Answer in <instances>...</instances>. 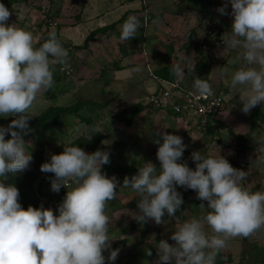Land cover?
<instances>
[{
    "label": "rangeland",
    "instance_id": "obj_1",
    "mask_svg": "<svg viewBox=\"0 0 264 264\" xmlns=\"http://www.w3.org/2000/svg\"><path fill=\"white\" fill-rule=\"evenodd\" d=\"M99 1L102 4H98ZM125 1L128 0H0V3H4L12 13L7 23L32 32L37 47L41 34L47 35L54 29L68 51L70 73L66 75L60 70V65H53L54 84L43 94L42 102L35 106L36 116L49 107L79 106L76 113L65 115L61 124L48 130H42L35 124L29 125L30 131L23 138L25 150L32 156L26 171L32 172L33 190L36 183L42 180L40 190L53 191L50 174L41 172L40 166L50 159L51 154L61 153L64 145L75 140H80V143L88 140L90 147L94 145L83 149L85 152L92 153L97 149L107 151L110 160L101 166V170L109 177L115 176L118 181L116 196L107 203L106 208L110 221L108 235L115 238L111 248L119 249V252L117 259L111 261L107 259L109 250H106L105 264H157L159 242L166 240L169 244H175L171 236L177 226L193 217L206 215L209 210L200 204L206 206L207 201L199 200L195 191L177 186L183 204L175 216L169 218L165 214V221L161 225L151 219L141 223L134 218L139 212V196L131 188L123 186L124 178H131L144 162L151 161L159 168L156 158L158 145L154 140L158 138L157 133L163 130L183 138L187 147L182 162H186L189 167L195 168L191 159L193 151H200L203 155L220 153L233 167L248 172L243 186L252 191H264V143L260 142L264 137V109L261 110V119L251 125L250 117L255 108L248 114L243 113L240 94L226 83V80L230 81V76L223 75L224 69L235 71L239 65L233 64L230 58L236 59L242 49L227 48L224 43H217L223 41L225 32L230 31L233 19L230 14L220 15L216 11L222 6L223 0H192L188 5L185 3V9L191 8L196 17L193 26L187 30L176 24L177 17L171 16L169 19L166 15L169 9L167 1L171 0L141 3V0H133L137 7L148 2L144 13L132 14L141 21L142 26L137 36L133 37V43L125 47L137 55L130 59L132 63H125L128 69L122 73L125 77L122 82H109L108 72L124 64V59L118 62L119 53H114V42H122L121 26L126 14L122 4ZM129 6L134 8L133 11H140L134 5ZM228 12L231 13L230 3ZM155 13L161 17L156 19L147 16ZM102 14H105V24L114 28L116 25L117 31L108 27L100 32L102 35L95 33L86 41L88 48H81L85 37L95 30ZM173 25L177 27L172 28ZM142 33L147 40L146 46L143 45L144 36L142 40H136ZM200 38L209 46L205 53H201L197 46ZM183 43L188 45L182 48ZM163 44H169L170 48H164ZM161 54L167 56L162 57ZM160 65H179L182 69L180 76L173 73L171 79L180 78L188 86L193 87L196 77L208 81L213 92H219L224 97L220 111L226 113L229 120L220 118L219 111L215 115L217 123L211 125V134H203L204 127L196 128L190 118L171 115L165 109L154 110L145 105V96L156 89L155 81L151 80L149 74L154 75L153 71ZM147 80L149 83H144ZM138 103L141 108L132 116L131 111ZM13 118L0 117V126L6 127ZM127 120L129 125L125 124ZM95 129L102 132H95ZM7 138H10V133L6 134ZM37 154L41 160H36ZM119 164L127 166L128 170L123 173L112 170ZM129 168L134 171H129ZM61 189L66 194L67 189L63 186ZM40 201L51 205L43 197ZM205 231L212 234L206 224ZM146 249L151 250V256L146 254ZM216 264H264V230L250 237L231 238L218 253Z\"/></svg>",
    "mask_w": 264,
    "mask_h": 264
},
{
    "label": "clouds",
    "instance_id": "obj_2",
    "mask_svg": "<svg viewBox=\"0 0 264 264\" xmlns=\"http://www.w3.org/2000/svg\"><path fill=\"white\" fill-rule=\"evenodd\" d=\"M216 11L233 17L223 43L242 52L233 61L239 65L235 71L229 73L226 68L223 75L230 76L226 83L240 94L241 110L248 114L264 104V0H223ZM11 14L0 3V117H14L6 127L0 126V264H105L106 250L107 259L115 261L119 249L111 248L115 238L108 235L106 208L116 196L118 181L101 170L110 160L107 151L88 153L69 143L41 164V172L54 174L53 191L59 192L62 186L67 189L58 215L42 204L22 207L19 189L6 182L10 175L30 166L32 156L25 150L23 136L30 131L35 106L54 84L53 65H60L61 71L69 68L68 51L54 29L37 47L32 32L7 23ZM141 26L135 15L129 16L121 26L120 39L137 36ZM181 72L179 65L173 67L178 77ZM193 87L196 99L214 94L209 82L199 77ZM157 137L159 168L144 162L122 183L139 196V212L134 218L161 225L165 214L174 217L183 204L177 186L195 191L199 200L207 201L200 206L209 210L179 224L171 236L175 244L159 242L157 264H216L218 253L231 238L264 230V191L243 186L248 172L233 167L220 153L203 155L200 151L191 153L195 168L189 167L182 162L187 146L181 136L162 130ZM260 142L264 143V137ZM146 254L151 256V250L146 249Z\"/></svg>",
    "mask_w": 264,
    "mask_h": 264
},
{
    "label": "trees",
    "instance_id": "obj_3",
    "mask_svg": "<svg viewBox=\"0 0 264 264\" xmlns=\"http://www.w3.org/2000/svg\"><path fill=\"white\" fill-rule=\"evenodd\" d=\"M148 17L150 18H156L159 19L160 15H152V14H147ZM95 34V31L89 32V34L85 37L82 45L80 46L81 48H85L87 46V40L91 37H93ZM48 37V34H41L40 40L38 42V46H40ZM58 37V36H57ZM164 48L169 49L170 45L169 44H163ZM154 76L164 79V80H171L173 77V66L172 65H165V66H160L159 68H156V70L153 71ZM79 106H74L72 108H62L59 106L56 107H49L44 110V112L40 113L38 116L35 118L30 119L29 125L30 124H35L36 126H39L42 130H48L52 128L55 125H59L63 122L64 116L68 115L70 113H76L78 110ZM139 103L136 104L134 109L131 111V115L133 116L137 111L139 110ZM154 110H157L159 108H153ZM264 109V104L262 105H257L255 107V110L251 114L250 117V123L253 125L256 121L261 119V116L263 115L262 111ZM169 114L174 115V113L170 109H165ZM215 123H217L215 121ZM126 125H129V121L127 120L125 122ZM203 129V134L208 133L211 134L213 131V127L209 124L206 123ZM72 144H75L78 147H81L82 149H85L86 147H90V144L88 140H82L80 143V140H75L72 142ZM80 144V145H79ZM89 145V146H87ZM94 144H91V147H93ZM90 147V148H91ZM36 160H41L40 155L37 154ZM48 159L47 161H49ZM109 166V165H108ZM131 169V168H129ZM112 170L117 171V172H126L128 170L127 166H122V165H116L112 168ZM133 172L134 170L131 169L129 170ZM49 179L54 178V174L49 173ZM32 180H33V175L32 172L30 171H23V172H18L15 174L10 175L9 179L6 181L7 183H13L15 186L19 189L20 192V197L19 201L22 205V207L27 208L29 205H32L33 207H40L41 204L45 208H52L55 213H58V205L62 202L64 198V191L60 188L59 192L55 191H41V181L36 183V186L34 187L35 189L33 190V185H32ZM43 197L45 201L49 202L51 205L47 206L46 204L42 203L40 201V198Z\"/></svg>",
    "mask_w": 264,
    "mask_h": 264
},
{
    "label": "built area",
    "instance_id": "obj_4",
    "mask_svg": "<svg viewBox=\"0 0 264 264\" xmlns=\"http://www.w3.org/2000/svg\"><path fill=\"white\" fill-rule=\"evenodd\" d=\"M211 33V32H209ZM220 45L223 41H217ZM197 46L201 53H205L209 46L203 39L197 40ZM68 75L70 69L63 71ZM194 87H186L180 79L173 78L169 81H161L156 89L145 96V105L152 108L170 109L176 116L189 119L193 125L203 127L206 123L216 124L215 115L220 111L224 97L219 92H213L210 97L196 99Z\"/></svg>",
    "mask_w": 264,
    "mask_h": 264
},
{
    "label": "crops",
    "instance_id": "obj_5",
    "mask_svg": "<svg viewBox=\"0 0 264 264\" xmlns=\"http://www.w3.org/2000/svg\"><path fill=\"white\" fill-rule=\"evenodd\" d=\"M143 1H148V0H141L140 3L143 2ZM133 2H134L133 0H132V2H131V0H128V1L123 2V4H122V6L124 7L123 8L124 11H126V14L124 16L125 21L132 14H136V13L137 14L138 13L139 14H142V13H144L143 11L145 10V8H147L146 5H148V2H147L146 5L140 4L137 7L136 4H133ZM189 2H192V0H189V1L188 0H171L169 2L167 1L168 8L169 9L166 12V15L168 16L169 19L171 18V16L172 17L173 16L177 17L178 19L176 21L178 23L176 22V24H178L179 27L184 28L185 30L190 29L193 26V24L195 23V19H196L195 15H194V11L191 10V8L185 9V6L188 5ZM185 3H186V5H185ZM98 4H102V1H99ZM129 5H134L133 7L140 9V11L139 12L133 11L134 8H132ZM165 5L166 4H164V6ZM141 6H143V8H139ZM171 8L173 9L172 12H171ZM160 17H161V15H160ZM105 23H106L105 14H102L99 17V19H98V23L96 24L95 30H91V31H95V33H99L98 35H102V34H100V32L105 31L108 27H113L112 25H110V24L109 25L108 24L106 25ZM176 27L177 26H174V25L172 26V28H176ZM114 29H115V31H117L116 30V25H115V28ZM164 31H166V30H164ZM188 33L189 32H187V35H188ZM143 36H144L143 33L142 34H139V36L137 37L136 40H142V37ZM144 39H145V42L143 43V45L146 46L147 45V40H146L145 36H144ZM134 40L135 39L132 38V39H130L128 41L114 42V46H115L114 53H116V54L119 53L118 58H117L118 59V62L120 63L124 59V64H120V65H118V67H116L113 70H111V71L108 72V74H109V76H108L109 82L118 83V82H122L121 80L125 78L122 75V73H123V71H127L128 68H127L126 65L129 62L132 63L130 61V59L132 57H134L135 55H137V53H134L132 50H126L125 47L130 46V44H132L133 43L132 41H134ZM185 45H188V44H184L183 43L181 45V47L183 48V46L185 47ZM86 48H88V46H86ZM161 55H162V57H166L167 56L166 54H161ZM230 59H232L231 62H233L235 60L234 57L233 58H230ZM125 63H126V65H125ZM162 65H164V64H162ZM227 69L229 70V68H227ZM204 70H206V69H204ZM229 73H231V72H229ZM149 75L151 77V80L153 79L155 81V84H156L155 87H157V85L160 83V81H164V79H160V78L154 76L153 74H152L153 76L151 74H149ZM180 82H181L182 85H184L186 87H192V86H188L189 84L184 83V81L182 79H180ZM144 83H149V81L147 80ZM226 108H228V107H226ZM219 117L222 118V119H225V120H229L228 115L226 113H223V111H220V116Z\"/></svg>",
    "mask_w": 264,
    "mask_h": 264
}]
</instances>
